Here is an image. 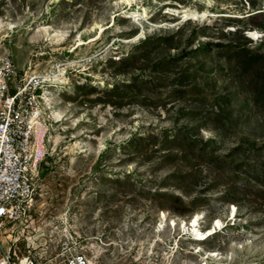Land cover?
<instances>
[{
	"label": "rangeland",
	"instance_id": "374dc122",
	"mask_svg": "<svg viewBox=\"0 0 264 264\" xmlns=\"http://www.w3.org/2000/svg\"><path fill=\"white\" fill-rule=\"evenodd\" d=\"M130 1L0 0V57L65 77L44 88L47 154L4 248L40 264L64 242L100 264H264V0ZM160 210L224 225L175 248L184 230L156 231Z\"/></svg>",
	"mask_w": 264,
	"mask_h": 264
},
{
	"label": "built area",
	"instance_id": "2783aa9c",
	"mask_svg": "<svg viewBox=\"0 0 264 264\" xmlns=\"http://www.w3.org/2000/svg\"><path fill=\"white\" fill-rule=\"evenodd\" d=\"M52 75L20 70L8 54L0 57V264H40L34 256L19 257L5 249L1 237L13 232V224L34 206V183L47 154L50 123L44 88ZM58 256L57 264H100L82 251L70 250L67 242Z\"/></svg>",
	"mask_w": 264,
	"mask_h": 264
},
{
	"label": "bare ground",
	"instance_id": "6f19581e",
	"mask_svg": "<svg viewBox=\"0 0 264 264\" xmlns=\"http://www.w3.org/2000/svg\"><path fill=\"white\" fill-rule=\"evenodd\" d=\"M124 3H126V5L128 7H131V1L130 0H122ZM165 13H170L169 11L165 10ZM183 15L185 18H189V19H193V20H201L204 19V17L208 14H206V11H188V10H184L183 11ZM172 14V13H170ZM103 32V28L100 27V30L91 38H89L87 41H82L81 39H79V41L77 43L74 44L73 49H71L72 51H74L75 49H77L79 46L86 44V43H90L92 41H95L97 39H99L102 35ZM247 36L249 37H255L256 32L253 30H247L246 32ZM52 78L47 79L48 84H46V88L47 87H51L54 86L53 83H61L64 84L65 82V77L63 75V71L62 69H59V73L58 74H54L51 76ZM45 99L48 100L47 95H45ZM61 112L57 109H53L51 110V114L52 116H54L56 118V121H60L62 119ZM236 211L237 208L236 206L233 204L232 206H229V211H228V216L230 217V219L236 217ZM159 215V224H158V228L156 231H161L163 229V227L165 225H168L170 230H176L177 228H179V231L182 229L184 230V232L181 234H177L174 237V241H176V247H178V240L180 238H182V235L184 234H188L189 233V237H191L190 239L196 240V241H200V239H207L208 237H210L212 234L216 233L217 231L221 230L223 228L224 225V221H222L220 218L216 217L213 218L211 221V224L204 228L203 230H201L200 227V221L199 219L201 218L200 213H194L192 214L187 220L185 218H174V217H168V214L166 211L164 210H160V212L158 213ZM177 227V228H176ZM198 246V249H195V251H191L192 254H198L197 252H199L201 250V247L199 245H196L194 247H190V248H196ZM204 258L206 259H217V258H221V256L219 257V253L216 250H209V251H205L204 252Z\"/></svg>",
	"mask_w": 264,
	"mask_h": 264
},
{
	"label": "trees",
	"instance_id": "16d2710c",
	"mask_svg": "<svg viewBox=\"0 0 264 264\" xmlns=\"http://www.w3.org/2000/svg\"><path fill=\"white\" fill-rule=\"evenodd\" d=\"M216 46H220V45L217 43Z\"/></svg>",
	"mask_w": 264,
	"mask_h": 264
},
{
	"label": "clouds",
	"instance_id": "9594fccd",
	"mask_svg": "<svg viewBox=\"0 0 264 264\" xmlns=\"http://www.w3.org/2000/svg\"><path fill=\"white\" fill-rule=\"evenodd\" d=\"M252 38V37H251Z\"/></svg>",
	"mask_w": 264,
	"mask_h": 264
}]
</instances>
